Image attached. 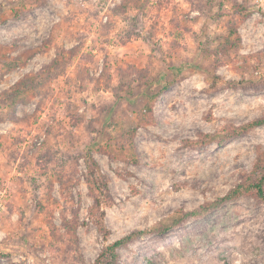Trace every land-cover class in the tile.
<instances>
[{"label": "rangeland", "instance_id": "1", "mask_svg": "<svg viewBox=\"0 0 264 264\" xmlns=\"http://www.w3.org/2000/svg\"><path fill=\"white\" fill-rule=\"evenodd\" d=\"M263 116L264 0H0V264H106L113 242L264 176V126L200 136ZM116 254L264 264V204L241 196Z\"/></svg>", "mask_w": 264, "mask_h": 264}, {"label": "trees", "instance_id": "2", "mask_svg": "<svg viewBox=\"0 0 264 264\" xmlns=\"http://www.w3.org/2000/svg\"><path fill=\"white\" fill-rule=\"evenodd\" d=\"M149 111H150V109H149ZM260 126H264V116L260 117V118H256V119H254V120H252L246 124H243L241 126L233 127L232 132L226 133V131H222L221 133H217L214 135L201 134L200 136L202 139L206 140L207 142H216L217 144L221 145L225 141H227L228 139H230L232 137L240 136L242 134H246V133L250 132L251 130H253L257 127H260ZM132 150H133L132 154L134 155L133 156V163L136 164L137 163V157H136V153L134 152L133 147H132ZM92 164L94 165L96 170H98V166L95 163V161L92 160ZM90 177H91V180H89V182L87 181L90 193L94 196L95 192L97 191V192H99V194L102 195V189L94 181L92 173L90 174ZM244 195L251 196L257 202L264 204V176H262V175L259 176L255 181L247 180L244 183L239 184L235 188L231 189L224 197H222L217 202H214V203H211V204H208L205 206H201L197 210H192V211L183 213L182 216L171 225L164 226L161 229H155L151 232L150 231H135L133 233L128 234L127 236H125V237L113 242L111 245L107 246L102 251L97 262L101 261L103 263L104 261H106V264H108L109 261L114 262L117 259L116 251L119 248L127 245L130 241L134 240L136 237L142 236V235L147 234V233H154V232L165 233L170 228L176 227L177 225H179V223L181 221H184L188 218L198 217L207 211L216 209L220 205L227 203V202H231L233 200H236L237 198L244 196ZM94 198H95V201L97 204L98 200L96 199V197H94Z\"/></svg>", "mask_w": 264, "mask_h": 264}]
</instances>
